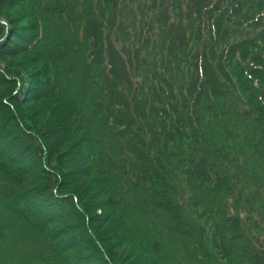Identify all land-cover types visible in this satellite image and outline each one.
I'll list each match as a JSON object with an SVG mask.
<instances>
[{
	"label": "trees",
	"instance_id": "16d2710c",
	"mask_svg": "<svg viewBox=\"0 0 264 264\" xmlns=\"http://www.w3.org/2000/svg\"><path fill=\"white\" fill-rule=\"evenodd\" d=\"M91 1L35 2L78 12ZM106 4L111 15L90 14L85 29L102 114L88 92L77 110L46 76L28 85L0 71V172L11 183L0 190V251L24 228L18 236L40 251L28 264H173L143 215L157 211L204 264H264V0ZM21 5L0 0L3 63L34 40L35 14Z\"/></svg>",
	"mask_w": 264,
	"mask_h": 264
},
{
	"label": "rangeland",
	"instance_id": "374dc122",
	"mask_svg": "<svg viewBox=\"0 0 264 264\" xmlns=\"http://www.w3.org/2000/svg\"><path fill=\"white\" fill-rule=\"evenodd\" d=\"M35 1L41 2L43 0H19V2H23V5H21L22 9L29 14H35L36 28L35 31H33L34 33H32L34 40L27 48L24 55L21 54L9 59L8 63L0 61V71L6 72L7 68L10 67L13 69V72L20 74L22 81L27 82L32 80L28 85L34 82L37 75L46 76L48 80H50L51 85L56 87L57 92L62 93L69 99L73 100L72 103L75 104L77 110L82 108V103H84L83 100L88 92L89 95H93L96 98L97 107L94 109L98 110L97 114H102L99 112V109H101L99 104L103 99V92L101 89L103 85L100 83L103 72L92 64V44L85 29L90 14L98 17L104 16L105 19L111 15V10L107 7L106 0L91 1L92 5H89L88 7L85 6L84 3H81L78 12H62L59 10H53V7L50 11L43 10L36 6L37 4ZM44 1L46 2L47 0ZM81 1L83 2L86 0ZM42 4L45 5L44 3ZM24 7H26L28 11ZM16 13L17 12H14L11 16L14 17ZM126 18L127 20H125V22L127 24L136 25L139 21L138 17ZM26 22L29 23V21ZM137 25L140 26V21ZM247 26L248 24L241 26V30H248ZM129 27V31L132 32L133 35L134 31L131 29V26ZM259 31L260 29L255 31L254 38ZM248 32L249 31H244L245 36L248 35ZM249 34L250 36L248 35V37H253L250 32ZM132 35L130 36L134 38V41L136 38ZM126 36L127 35L125 34L124 38ZM256 43L260 49L264 50V39L259 37L256 39ZM245 70L246 64L240 61L238 63L235 62L232 68L236 77L241 75L245 76ZM12 75L14 76L10 79H13L20 84L21 81L16 79V75ZM181 77L183 78V81H185L186 75L182 73ZM102 82H104V80H102ZM93 84H97L95 89L88 91L87 89L89 87L91 88ZM17 91L18 90L16 89L13 94ZM7 92L8 89L6 88L5 93L2 95L4 97L3 103L9 104L8 101L10 98L6 96ZM103 102H105V97ZM79 118L72 115L74 122L78 121ZM178 171L182 180L189 178L184 175L186 169L184 170L180 166ZM60 180H62V178ZM69 183L70 182H68V184ZM9 186H11L10 180L3 172H0V190L5 191V188H9ZM207 187H205V189ZM205 196L210 201H213L216 197L215 193H206ZM140 202L141 201H136V203H133V208H139L144 205V202ZM129 209L132 210V208ZM6 212L8 211L5 209L2 214ZM151 212L153 213H143V215L152 220V222H148V224L156 230L151 231L152 236L157 238L160 244L162 242L167 246L164 253H167V258L169 255L175 258L172 260L173 264H204L199 252L193 247L190 240L184 241L183 239L173 237L170 225L166 221V218L161 215L162 213L157 211ZM135 221L139 224L141 218L137 216ZM25 232L24 228L8 231V238L2 243V250L0 251L1 263L5 261L9 263V261H11L14 262V264H28L31 259H35V253L39 250H29V248H27L29 243L27 240L24 241V236H18L24 235ZM29 252H32V254L29 255ZM36 258H38V255ZM241 261L242 262L239 260L234 261V263L248 264L243 258ZM224 262L225 261L220 263L225 264Z\"/></svg>",
	"mask_w": 264,
	"mask_h": 264
}]
</instances>
